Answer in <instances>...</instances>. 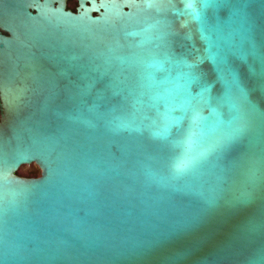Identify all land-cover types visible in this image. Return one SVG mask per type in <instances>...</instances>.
Wrapping results in <instances>:
<instances>
[{"label":"water","instance_id":"obj_1","mask_svg":"<svg viewBox=\"0 0 264 264\" xmlns=\"http://www.w3.org/2000/svg\"><path fill=\"white\" fill-rule=\"evenodd\" d=\"M73 1L0 0V264H264V0Z\"/></svg>","mask_w":264,"mask_h":264},{"label":"trees","instance_id":"obj_2","mask_svg":"<svg viewBox=\"0 0 264 264\" xmlns=\"http://www.w3.org/2000/svg\"><path fill=\"white\" fill-rule=\"evenodd\" d=\"M68 7L71 8L72 10H75L76 7V2L73 0H68ZM39 174V170L36 168L30 175V177L37 176Z\"/></svg>","mask_w":264,"mask_h":264},{"label":"flooded vegetation","instance_id":"obj_3","mask_svg":"<svg viewBox=\"0 0 264 264\" xmlns=\"http://www.w3.org/2000/svg\"><path fill=\"white\" fill-rule=\"evenodd\" d=\"M1 32L4 34V32L1 30ZM37 167L35 166L32 170L27 171L25 173L18 171V174L21 176H25V177H30L31 173L36 169Z\"/></svg>","mask_w":264,"mask_h":264},{"label":"rangeland","instance_id":"obj_4","mask_svg":"<svg viewBox=\"0 0 264 264\" xmlns=\"http://www.w3.org/2000/svg\"><path fill=\"white\" fill-rule=\"evenodd\" d=\"M74 2H75V1H74ZM34 167H35L34 165L24 166V167H22L19 171L25 173V172H27V171L32 170Z\"/></svg>","mask_w":264,"mask_h":264}]
</instances>
